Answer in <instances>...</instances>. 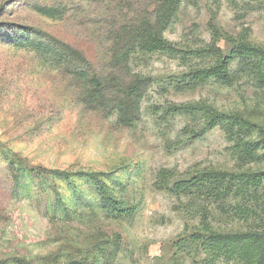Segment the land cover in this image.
Listing matches in <instances>:
<instances>
[{
    "label": "rangeland",
    "instance_id": "rangeland-1",
    "mask_svg": "<svg viewBox=\"0 0 264 264\" xmlns=\"http://www.w3.org/2000/svg\"><path fill=\"white\" fill-rule=\"evenodd\" d=\"M151 2L0 0V264L257 259L246 242L203 251L196 237L262 230L264 137L164 111L200 103L264 132V0H182L162 31L179 53L122 65V29ZM214 30L223 56L242 53L225 77L189 80L215 64ZM206 171L262 177L179 187Z\"/></svg>",
    "mask_w": 264,
    "mask_h": 264
},
{
    "label": "trees",
    "instance_id": "trees-1",
    "mask_svg": "<svg viewBox=\"0 0 264 264\" xmlns=\"http://www.w3.org/2000/svg\"><path fill=\"white\" fill-rule=\"evenodd\" d=\"M181 1L182 0H152L151 4L153 8L150 12H147L146 10L144 13H140V15L137 16V20L129 24L130 26L124 25L122 30H127L130 33L132 32L134 36L132 46L128 43L126 44L125 41L121 43L122 46L119 55L121 57L120 63L122 65H128L132 59L131 57L133 56H135V58L132 59V62H135L139 58L140 61H143L145 55L154 54L155 52L160 54L166 53L168 55H177L179 53L172 44L163 38L162 31L176 19ZM141 14H143V16H141ZM3 30L5 31L6 28ZM10 30L11 29H9V31ZM33 31L37 35H42L36 30ZM213 35L215 40L213 41L212 47L217 58L215 64L211 68L189 74L187 76L189 80L197 81L217 75L225 77L231 59L234 58L237 53H242V49L237 46L231 49L227 55L223 56L221 50L216 47V41L220 37V34L214 30ZM257 51L258 49L255 48L253 53L257 55ZM260 59H264V56L262 58L260 57ZM262 66L264 67V64H262ZM181 78H168L169 85L174 88L185 86L187 83H184L185 80L182 81ZM163 82H165V80ZM183 114L202 115L205 122L202 133L211 129V127L217 122L230 120L245 131L258 130V132L264 137V132L261 128L247 122L240 116H227L215 112L209 107L200 103L172 105L168 106L164 111V115L169 117ZM55 173L58 172L56 171ZM261 177L262 174L258 173H239L235 175L226 172L206 171L204 173L196 174V176L190 180H185V182L181 183L179 187L193 189L197 185H200L202 181L215 183L221 182L225 179H228L227 183H230L232 180H237L241 184H248L254 181H259ZM214 189H217L218 191L220 190V187H216ZM196 239L199 240V246L203 251L207 249H216L218 251H222L228 249L227 245L246 242L248 246L253 247V249L257 252V259L253 261V264H261L262 260L264 259V227L260 232H256L255 234H246L239 237L210 234L208 236H197ZM244 246H246L245 243H243L241 247Z\"/></svg>",
    "mask_w": 264,
    "mask_h": 264
}]
</instances>
